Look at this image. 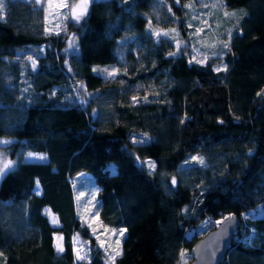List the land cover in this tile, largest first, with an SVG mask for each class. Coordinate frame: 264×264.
I'll use <instances>...</instances> for the list:
<instances>
[{"label": "trees", "instance_id": "1", "mask_svg": "<svg viewBox=\"0 0 264 264\" xmlns=\"http://www.w3.org/2000/svg\"><path fill=\"white\" fill-rule=\"evenodd\" d=\"M45 17L0 4V154L14 161L0 178V264H181L213 228L198 234L204 218L229 214L239 226L219 264H264V0H91L65 28L70 51ZM193 47L214 56L190 62ZM106 66L113 76L94 72ZM90 187L100 227L125 230L112 263L78 216ZM75 233L93 245L87 261Z\"/></svg>", "mask_w": 264, "mask_h": 264}, {"label": "rangeland", "instance_id": "2", "mask_svg": "<svg viewBox=\"0 0 264 264\" xmlns=\"http://www.w3.org/2000/svg\"><path fill=\"white\" fill-rule=\"evenodd\" d=\"M28 2H32L36 5V7H41L45 12H46V25L48 26V29L52 32L55 33V35L59 34H66L67 36V41H66V49L67 51H70L73 49L74 44H73V37L74 33L67 31L65 28L68 25V23H78L79 20L86 14L88 10V6L91 2V0H87V4L83 3V0H75V1H70V0H40L39 3L36 2V0H26ZM77 16H79V19H77ZM161 34L163 35L164 33H167L166 36L171 37L174 39L175 46L178 47L179 43L177 42L175 38V30L174 28H167L164 30L160 31ZM185 47L187 46V43H183ZM213 54L205 55L202 53L197 47H193L192 52H190L189 55H187V59L190 62H197V63H203L206 58L213 57ZM33 63V61H32ZM65 68H67V64H65ZM215 69L219 70H224V63L219 62L214 65ZM96 73H98L101 77L107 78L111 77L114 74V70L112 67H99L95 68ZM33 70H36L35 63L33 65ZM77 87H75L76 92H82L84 94V85L82 83H77L75 82ZM86 94V92H85ZM79 101H82V98H79ZM145 139L143 135H135L132 137V141H139ZM32 156L30 157L28 155V160L30 161H43L46 159V155L44 154H38V153H31ZM45 157V159H39V157ZM8 165L7 168H4L5 165ZM14 166V161H11L7 154L1 153L0 154V168H4V172L0 173V178L3 176V174L12 168ZM141 166H143L146 171L149 173H152L153 171V165L149 160L142 161ZM38 189V187H37ZM39 190V189H38ZM76 208L78 212V216L80 217L82 223L86 225L90 231L93 233V240H94V245L96 247H99L100 249L104 250L106 252V257L105 261L107 263H112L115 256L119 252V241L121 238L120 230L119 228L115 229H106L103 227H100V224L98 222L97 216H96V210L93 202V189L90 187L89 191L87 192L86 195L81 192L79 195L76 196ZM261 212L259 206H256L252 210H250L247 214H241L240 218L244 219L245 217L249 216H256L259 215ZM46 215L48 216V219L50 223L53 226H57V218L55 215H53L49 210H46ZM219 219L213 220V219H207L204 218L203 224L198 227V234L200 233L201 230H203L206 225L212 224L213 227L216 226L218 223ZM195 230H186L184 232V236L186 238H189L192 236L193 232ZM201 236V235H200ZM73 241V247H74V256L76 261L84 262L89 260V254H90V249H91V243L88 241V239L82 238L78 233H75L72 237ZM54 247L57 252L58 247H62V236L59 234L54 235ZM191 259L190 255H183L180 258L181 264H184L186 262H189ZM184 262V263H183Z\"/></svg>", "mask_w": 264, "mask_h": 264}, {"label": "water", "instance_id": "3", "mask_svg": "<svg viewBox=\"0 0 264 264\" xmlns=\"http://www.w3.org/2000/svg\"><path fill=\"white\" fill-rule=\"evenodd\" d=\"M218 222L192 243L189 248L191 259L184 264H219L225 258L229 241L238 229L239 218L229 214Z\"/></svg>", "mask_w": 264, "mask_h": 264}, {"label": "snow or ice", "instance_id": "4", "mask_svg": "<svg viewBox=\"0 0 264 264\" xmlns=\"http://www.w3.org/2000/svg\"><path fill=\"white\" fill-rule=\"evenodd\" d=\"M36 2L39 3L40 0H36ZM83 3H84V4H87V0H83ZM0 4H3V0H0ZM186 7H188V5H186ZM225 15H227V13H225ZM77 19H79V16H77ZM156 35L159 36V33H156ZM164 35H167V33H164ZM73 39H74V38H73ZM224 47L227 48L228 45L225 44ZM170 55H171V54H170ZM29 59H31V58H29ZM34 63H35V62L33 61V65H34ZM216 70L218 71L219 69H216ZM94 71H96V69H94ZM134 99H135V98H134ZM146 142H147L146 139H142V140H139V141H134V143H146ZM3 143H8V142L5 141V142H3ZM29 156L31 157L32 154L30 153ZM39 159H45V157H42V156H41V157H39ZM192 159H193V160H200V162L202 163V159H201V158L193 157ZM153 166H154V165H153ZM7 167H8V165L6 164V165L4 166V168H7ZM4 168H0V173H3V172H4ZM172 183H173V184L176 183L175 178H173ZM218 223H219V222H218ZM124 231H125L124 229H121V230H120V234L123 235V232H124ZM57 247H58V251H63V248H62V247H60V246H57ZM182 255H183V253H182Z\"/></svg>", "mask_w": 264, "mask_h": 264}]
</instances>
